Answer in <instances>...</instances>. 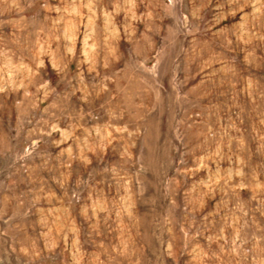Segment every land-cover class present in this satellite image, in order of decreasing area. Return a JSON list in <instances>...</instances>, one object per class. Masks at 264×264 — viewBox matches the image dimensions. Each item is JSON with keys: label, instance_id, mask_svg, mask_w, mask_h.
I'll list each match as a JSON object with an SVG mask.
<instances>
[{"label": "rangeland", "instance_id": "1", "mask_svg": "<svg viewBox=\"0 0 264 264\" xmlns=\"http://www.w3.org/2000/svg\"><path fill=\"white\" fill-rule=\"evenodd\" d=\"M0 264H264V0H0Z\"/></svg>", "mask_w": 264, "mask_h": 264}]
</instances>
